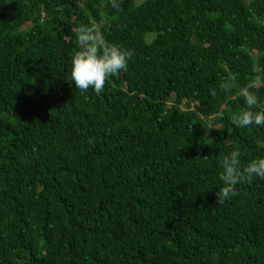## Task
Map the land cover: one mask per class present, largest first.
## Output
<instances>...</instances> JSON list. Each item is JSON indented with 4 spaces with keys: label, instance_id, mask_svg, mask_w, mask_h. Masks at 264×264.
Returning <instances> with one entry per match:
<instances>
[{
    "label": "trees",
    "instance_id": "1",
    "mask_svg": "<svg viewBox=\"0 0 264 264\" xmlns=\"http://www.w3.org/2000/svg\"><path fill=\"white\" fill-rule=\"evenodd\" d=\"M137 1L0 0V264H264V179L215 195L264 157V0ZM82 25L133 53L100 94Z\"/></svg>",
    "mask_w": 264,
    "mask_h": 264
},
{
    "label": "clouds",
    "instance_id": "2",
    "mask_svg": "<svg viewBox=\"0 0 264 264\" xmlns=\"http://www.w3.org/2000/svg\"><path fill=\"white\" fill-rule=\"evenodd\" d=\"M111 6L118 8V0H112ZM76 41L81 50L73 55L69 74L76 89L87 91L91 88L96 94H100L108 77L127 70V62L133 53L103 39L95 27H78ZM231 86L226 83L225 89ZM244 100L247 110L235 115L233 123L244 128L252 125L264 127V106L260 110H252L258 104L257 97L252 93H246ZM217 165L219 180L222 182V186L215 191L218 202L237 196V185L241 182L264 179V157L252 158L242 163L239 149H233L220 156Z\"/></svg>",
    "mask_w": 264,
    "mask_h": 264
},
{
    "label": "rangeland",
    "instance_id": "3",
    "mask_svg": "<svg viewBox=\"0 0 264 264\" xmlns=\"http://www.w3.org/2000/svg\"><path fill=\"white\" fill-rule=\"evenodd\" d=\"M144 1H146V0H138L136 4L141 5Z\"/></svg>",
    "mask_w": 264,
    "mask_h": 264
}]
</instances>
